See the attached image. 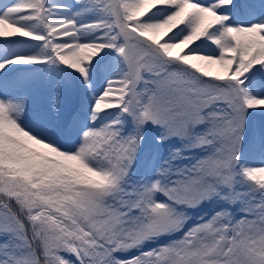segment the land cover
Returning a JSON list of instances; mask_svg holds the SVG:
<instances>
[{
    "label": "snow or ice",
    "instance_id": "snow-or-ice-1",
    "mask_svg": "<svg viewBox=\"0 0 264 264\" xmlns=\"http://www.w3.org/2000/svg\"><path fill=\"white\" fill-rule=\"evenodd\" d=\"M262 116L264 0L0 5V264H264Z\"/></svg>",
    "mask_w": 264,
    "mask_h": 264
},
{
    "label": "rangeland",
    "instance_id": "rangeland-1",
    "mask_svg": "<svg viewBox=\"0 0 264 264\" xmlns=\"http://www.w3.org/2000/svg\"><path fill=\"white\" fill-rule=\"evenodd\" d=\"M8 2H9V0H3V3L2 4L8 3ZM14 47H21V46L20 45H17V46H14ZM258 120L264 121V116L259 117ZM146 149H147L148 152H151V153L156 154V155H158L160 153H165L166 152V149L165 148H153L150 143L146 146Z\"/></svg>",
    "mask_w": 264,
    "mask_h": 264
}]
</instances>
